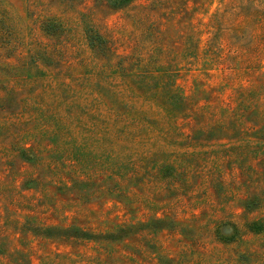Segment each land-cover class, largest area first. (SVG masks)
Returning <instances> with one entry per match:
<instances>
[{
	"label": "rangeland",
	"instance_id": "obj_1",
	"mask_svg": "<svg viewBox=\"0 0 264 264\" xmlns=\"http://www.w3.org/2000/svg\"><path fill=\"white\" fill-rule=\"evenodd\" d=\"M0 264H264V0H0Z\"/></svg>",
	"mask_w": 264,
	"mask_h": 264
},
{
	"label": "trees",
	"instance_id": "obj_2",
	"mask_svg": "<svg viewBox=\"0 0 264 264\" xmlns=\"http://www.w3.org/2000/svg\"><path fill=\"white\" fill-rule=\"evenodd\" d=\"M124 1H126V0H120V4L122 5V4H124ZM130 2V1H132V0H127V2ZM49 25L52 27V28H55V29H59V27L60 26H58V24H56V23H54V22H50L49 23ZM46 26H48V24L46 25ZM89 37V36H88ZM89 40L92 42V43H96V42H103V40H102V38H101V36L100 35H97V36H94V35H91L90 37H89Z\"/></svg>",
	"mask_w": 264,
	"mask_h": 264
}]
</instances>
